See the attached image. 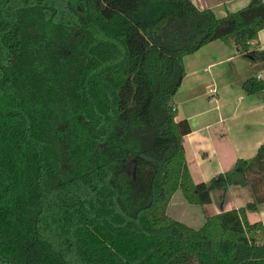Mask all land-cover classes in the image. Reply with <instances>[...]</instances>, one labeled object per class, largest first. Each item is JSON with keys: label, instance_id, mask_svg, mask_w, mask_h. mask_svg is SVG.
I'll use <instances>...</instances> for the list:
<instances>
[{"label": "trees", "instance_id": "1", "mask_svg": "<svg viewBox=\"0 0 264 264\" xmlns=\"http://www.w3.org/2000/svg\"><path fill=\"white\" fill-rule=\"evenodd\" d=\"M264 0L224 17L193 0H0V264H264V143L194 182L176 120L184 57L221 40L264 92ZM244 207L171 217L214 190ZM222 196V200H223Z\"/></svg>", "mask_w": 264, "mask_h": 264}, {"label": "crops", "instance_id": "2", "mask_svg": "<svg viewBox=\"0 0 264 264\" xmlns=\"http://www.w3.org/2000/svg\"><path fill=\"white\" fill-rule=\"evenodd\" d=\"M251 0H193L200 10L210 9L221 18L246 7ZM264 49V29L258 34ZM186 74L173 100L177 121L187 120L191 132L185 136L186 159L194 182H210L234 167L238 159H249L264 143V92L248 94L244 82L254 77L251 62L221 40L212 41L184 57ZM264 81V70L258 74ZM180 192V193H179ZM205 206L189 204L178 190L168 205V214L193 228L207 216L244 207L253 200L249 187L214 190ZM222 196L224 197L222 200ZM250 222L264 225V202Z\"/></svg>", "mask_w": 264, "mask_h": 264}, {"label": "rangeland", "instance_id": "3", "mask_svg": "<svg viewBox=\"0 0 264 264\" xmlns=\"http://www.w3.org/2000/svg\"><path fill=\"white\" fill-rule=\"evenodd\" d=\"M180 193V192H179Z\"/></svg>", "mask_w": 264, "mask_h": 264}]
</instances>
